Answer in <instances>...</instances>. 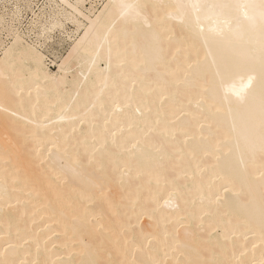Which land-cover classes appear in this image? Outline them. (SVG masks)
Returning <instances> with one entry per match:
<instances>
[{
  "label": "bare ground",
  "instance_id": "obj_1",
  "mask_svg": "<svg viewBox=\"0 0 264 264\" xmlns=\"http://www.w3.org/2000/svg\"><path fill=\"white\" fill-rule=\"evenodd\" d=\"M87 1L0 0V264H264V0Z\"/></svg>",
  "mask_w": 264,
  "mask_h": 264
},
{
  "label": "rangeland",
  "instance_id": "obj_2",
  "mask_svg": "<svg viewBox=\"0 0 264 264\" xmlns=\"http://www.w3.org/2000/svg\"><path fill=\"white\" fill-rule=\"evenodd\" d=\"M35 2L37 4L33 5L34 6V11L35 13H39L40 11V7L42 8L44 5V3L46 2V0H35ZM105 2V0H88L86 2V7L89 8L91 6V4L93 6H95V8L97 10H101L102 9V5ZM11 5H7L6 9H3V7L0 5V11L2 14L5 13H9L11 14ZM33 14L31 11L28 12V14L25 15L24 19H23V23L21 25V29L20 30H26V28H28L30 26V22L31 18H33ZM75 27L73 26V24H69L68 26V35H70L72 37V35H75ZM82 31H80L81 34ZM79 34V35H80ZM68 35H61L59 32L55 33L54 37H52V39L47 40L46 42H44V40L42 41V43H44V46L41 47V49L43 50V52L47 55L48 60L47 63L49 64V68L52 71H57V65L59 63H61V60L66 57L69 52V48L71 47L72 43L74 42V40L76 39V36L68 37ZM0 42L4 43V47H6L7 45L10 44L11 42V37L8 36L7 32H0ZM46 43V44H45ZM2 46H0V57L2 55L3 49L1 48ZM50 59V60H49ZM51 61V62H50ZM53 61V63H52ZM104 66V65H103Z\"/></svg>",
  "mask_w": 264,
  "mask_h": 264
},
{
  "label": "snow or ice",
  "instance_id": "obj_3",
  "mask_svg": "<svg viewBox=\"0 0 264 264\" xmlns=\"http://www.w3.org/2000/svg\"><path fill=\"white\" fill-rule=\"evenodd\" d=\"M193 7L195 8V7H198V5H193ZM237 7H245L244 5H237ZM261 18H262V20H264V11H262V13H261Z\"/></svg>",
  "mask_w": 264,
  "mask_h": 264
}]
</instances>
